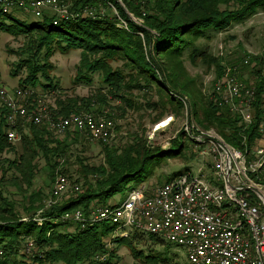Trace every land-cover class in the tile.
Here are the masks:
<instances>
[{
  "label": "trees",
  "instance_id": "trees-1",
  "mask_svg": "<svg viewBox=\"0 0 264 264\" xmlns=\"http://www.w3.org/2000/svg\"><path fill=\"white\" fill-rule=\"evenodd\" d=\"M58 1L65 7L64 17L48 14L30 25L20 16L25 11L0 14V30L27 40L24 49L16 53L21 58L12 74L17 76L25 68L27 74L19 83L21 89L40 86L49 93L55 92L54 104L47 108L51 118L93 113L113 120L115 112L116 117L124 118L128 111L145 110L154 113L151 123L156 124L167 115L182 117L180 98L184 96L190 101V116L200 128L214 129L226 142L240 149L244 148L240 143L243 137L247 151L255 146L261 137L258 124L264 79L260 78L256 84L253 122L245 129L225 108L216 107L202 93L184 66V56L191 62L214 67L216 75L222 74L225 65L222 60L197 41L210 40L264 12V0ZM4 20H9V25ZM57 50L79 51L74 84L90 85L96 76L99 87L85 97H63L56 93L59 88L49 75L52 67L48 59ZM240 70L249 71L242 65ZM36 105L37 101L32 100L24 107L31 111ZM6 117L7 111L0 105V264H21L23 261L17 257L34 249L32 264H115L120 245L135 240L144 246L141 243L144 235L112 237L115 228L107 223L76 222L64 215L81 209L87 217L90 208L106 206L117 194L124 197L136 188L128 185L152 158L164 154L173 158L182 156V143L176 150L171 147L162 150L148 145L143 133L131 134L121 148L109 145L112 138L106 144L99 143L103 145L104 164L81 163L75 180H84L83 189L56 201L51 191L45 198L40 190H32L39 160L44 161L53 183L58 174L69 179L65 168L71 156L69 149L72 144H80L79 137L67 132L61 139L45 123H24L17 117L15 129L20 139L17 144L10 143ZM179 136H184L181 130L172 143ZM80 161L77 158L76 164ZM149 239L152 244L161 242L153 236ZM29 241L32 249L28 250ZM133 253L138 256L136 251ZM103 255L104 260L97 259ZM158 256L151 254L150 260L156 261ZM167 260L168 257L161 258L164 264Z\"/></svg>",
  "mask_w": 264,
  "mask_h": 264
},
{
  "label": "built area",
  "instance_id": "built-area-1",
  "mask_svg": "<svg viewBox=\"0 0 264 264\" xmlns=\"http://www.w3.org/2000/svg\"><path fill=\"white\" fill-rule=\"evenodd\" d=\"M18 10L30 12L37 19L46 10L61 17L66 14L58 0H0V14ZM241 65L249 71H241ZM260 78L264 79V48L241 55L238 63L229 61L224 65L222 75L210 86L209 98L246 129L253 122ZM26 93L0 84V105L7 111L8 142L20 139L15 129L17 117L24 123H45L57 135L76 132L102 144L113 137L114 123L104 116L81 113L53 119L40 101L28 111L23 103ZM180 100L186 119L180 129L195 147V170L155 188L140 185L130 189L121 201L90 208L87 217L76 209L64 218L107 223L115 228L112 237L126 238L131 233L156 237L183 249L189 264H264V90L258 124L261 137L250 151L246 150L245 137L240 142L244 148L240 149L215 130L197 126L190 116V101L184 96ZM171 118L167 117V124ZM69 189L78 193L80 186L70 185L66 176L58 174L51 195L59 198ZM97 259L104 260L105 256Z\"/></svg>",
  "mask_w": 264,
  "mask_h": 264
},
{
  "label": "rangeland",
  "instance_id": "rangeland-1",
  "mask_svg": "<svg viewBox=\"0 0 264 264\" xmlns=\"http://www.w3.org/2000/svg\"><path fill=\"white\" fill-rule=\"evenodd\" d=\"M45 12V16H48V13L53 14L51 10H46ZM20 16L24 19L27 25L33 24L37 20L30 12H24ZM4 22L7 25L10 23L9 20H4ZM26 41L27 40L22 36L9 35L8 32L0 30V84L8 90L21 89L19 83L27 74V70L25 68L18 72L17 76L12 74V71L21 58L16 53H19V50L24 49ZM197 44L203 47L206 46V49L210 54L222 60V65H226L229 61L238 63L241 59V55L249 52H257L264 48V12L256 14L242 24L233 25L228 30L212 36L210 40H198ZM78 61V50H72L65 53L57 50L48 59V63L52 67L49 71V75L53 78V82H56L59 88V91H56V93L60 92L59 94H62L63 97H85L99 87V82L96 76H93L92 83L90 85L83 83L74 84L75 69ZM184 66L189 76L195 79L196 84L201 89L202 93H204L211 102L209 98L210 86L213 81L222 74L216 75L214 67L203 65L200 61L191 62L185 56ZM238 76H242V74L239 73ZM24 90H26L27 93L25 94L23 103H31L32 100H36L37 103L40 101L45 108L54 104V99L52 97L55 95V92L51 91L49 93L40 86L35 88L29 87V89ZM112 104L114 105V103ZM114 116L115 117L112 120L115 128L113 132L114 136L109 144L112 147H123L128 142V138L131 137L130 135L133 133H137L138 135L143 133L146 137L147 143H149L148 145L152 147H160L162 150H166L171 147L173 151L176 150L181 143L183 144L181 151L182 156L173 158L169 154H164L162 156L152 158L146 167L136 175L133 183L128 185V187L145 185L155 188L162 185L167 181V179L174 175L184 174L187 171L195 170L197 166L195 157L196 152L189 137L186 135L179 136L177 141L172 143V139L176 137L177 133L181 130V126L186 122L184 111L182 117L167 115L156 124L151 123L154 113H150L145 110L128 111L124 118L116 117V112L114 113ZM169 116L172 118L170 123L167 124L168 120L166 119ZM192 119L195 121L194 123L199 126L193 117ZM161 122H165L166 124L161 128H157ZM67 135H72L81 139L80 140L78 138L77 141V143L80 142V144H72L70 146L69 152L71 153V156L70 159L68 158V163L65 168L69 171L68 174H70V178L68 179L70 185L77 184L83 189L84 180H77L76 182L75 179L78 178L76 171L80 168L81 163L89 166L103 165V145L91 142L86 139L85 136L76 132H69ZM59 137L63 139L66 136L60 135ZM81 137H84L85 139ZM17 143L18 142L15 144ZM4 156L10 157L11 155L5 154ZM77 158L81 159L78 164H76ZM87 179H92V177L87 176ZM52 185L53 181L48 175V169L44 165V161L39 160V170L37 171V175L33 181L32 190H40L43 194H45V198H48ZM9 191L10 193L14 192V189H9ZM71 195L75 194L69 191L54 200L57 201V199L61 200L65 197L68 198V196ZM15 197L17 198V196ZM124 198L125 196L123 197L122 195L117 194L108 202L113 203L121 201ZM149 237L150 236H143L141 239V243L144 246L135 240H131V243L128 241V243L125 242L120 245L116 253L117 259L115 264H164L161 262V258L166 260L167 257L169 260H167L165 264H189L183 249L177 248L174 245L163 241L157 244H152ZM105 241L108 243V239ZM167 246L170 248L167 249ZM34 250L24 252L25 255H23V257L18 256L17 259L23 261L21 264H32V257L34 256L32 253ZM148 250H152L153 252H151V254L154 256L159 255L156 257V261L150 260L151 254ZM134 251L137 252V257L133 256Z\"/></svg>",
  "mask_w": 264,
  "mask_h": 264
},
{
  "label": "bare ground",
  "instance_id": "bare-ground-1",
  "mask_svg": "<svg viewBox=\"0 0 264 264\" xmlns=\"http://www.w3.org/2000/svg\"><path fill=\"white\" fill-rule=\"evenodd\" d=\"M165 124H166L165 122H161V123L157 126V128H161V127H163Z\"/></svg>",
  "mask_w": 264,
  "mask_h": 264
}]
</instances>
